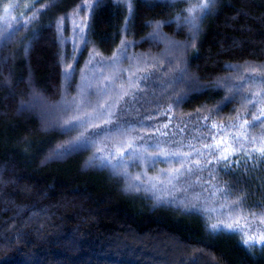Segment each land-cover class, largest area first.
Instances as JSON below:
<instances>
[{"label":"trees","instance_id":"16d2710c","mask_svg":"<svg viewBox=\"0 0 264 264\" xmlns=\"http://www.w3.org/2000/svg\"><path fill=\"white\" fill-rule=\"evenodd\" d=\"M204 4L0 0V264H264V0Z\"/></svg>","mask_w":264,"mask_h":264},{"label":"snow or ice","instance_id":"6c2138e0","mask_svg":"<svg viewBox=\"0 0 264 264\" xmlns=\"http://www.w3.org/2000/svg\"><path fill=\"white\" fill-rule=\"evenodd\" d=\"M208 2L209 0H205V4H204L205 8L207 7ZM5 11H7V9ZM189 23H193V27H195L194 20H190ZM259 151L261 152V155H264V149H260ZM173 155H176V153H173ZM224 158L226 159L227 157H224ZM213 227L215 228L216 226L214 225ZM228 227L232 228V225H228Z\"/></svg>","mask_w":264,"mask_h":264}]
</instances>
